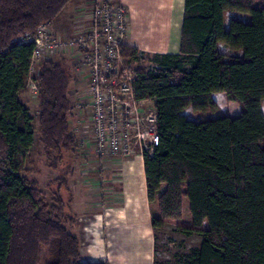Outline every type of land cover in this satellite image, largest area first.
I'll return each mask as SVG.
<instances>
[{"label": "trees", "instance_id": "obj_1", "mask_svg": "<svg viewBox=\"0 0 264 264\" xmlns=\"http://www.w3.org/2000/svg\"><path fill=\"white\" fill-rule=\"evenodd\" d=\"M70 1L0 0V264H108L83 262L70 229L71 165L60 164L79 137L72 131V78L53 59L41 61L35 94L45 156L61 169L50 206L37 180L22 175L34 141L32 117L19 100L28 92V39ZM228 10L248 13L250 21L231 19L225 28ZM121 52L127 62L149 57L147 69H135V92L154 100L157 115L158 145L143 156L153 230L180 219L186 199L191 225L181 230L201 241L175 254L178 264H264V0H184L177 53L126 45ZM217 92L239 105L237 116L195 122L182 113L217 111Z\"/></svg>", "mask_w": 264, "mask_h": 264}, {"label": "crops", "instance_id": "obj_2", "mask_svg": "<svg viewBox=\"0 0 264 264\" xmlns=\"http://www.w3.org/2000/svg\"><path fill=\"white\" fill-rule=\"evenodd\" d=\"M114 3L123 5L128 12L124 41L127 47L148 54L179 51L184 0H114ZM92 5L93 0H71L47 24L51 35L64 39L87 31ZM84 7L87 15L82 24L76 26L80 28L73 30L72 17L69 20L67 15L83 14ZM51 59L62 64L70 73V96L75 99L82 96V86L86 85L87 77L85 73L77 75L74 72L75 55H56ZM212 97L220 112H223V106L235 103L227 101L220 92L213 93ZM239 112L240 107L233 116L230 112L222 115L234 117ZM83 134L87 136L86 131ZM81 151L84 152L82 157L90 156L87 148ZM95 159L101 166L98 177L88 175L86 170L72 168L68 182L72 194L70 211L76 217L70 229L80 241L81 260L106 261L108 264H153L155 230L151 226V205L147 197L143 158ZM86 185L92 186V190L88 191ZM83 191L84 199L81 202L78 196Z\"/></svg>", "mask_w": 264, "mask_h": 264}, {"label": "built area", "instance_id": "obj_3", "mask_svg": "<svg viewBox=\"0 0 264 264\" xmlns=\"http://www.w3.org/2000/svg\"><path fill=\"white\" fill-rule=\"evenodd\" d=\"M127 14L114 0H93L87 31L55 38L46 23L28 39L34 43L28 74L33 92L42 60L75 55L74 72L85 73L87 83L86 93L72 103L74 131L79 137L78 149L87 148L98 159L143 158L159 142L154 100L137 98V73L122 57Z\"/></svg>", "mask_w": 264, "mask_h": 264}, {"label": "rangeland", "instance_id": "obj_4", "mask_svg": "<svg viewBox=\"0 0 264 264\" xmlns=\"http://www.w3.org/2000/svg\"><path fill=\"white\" fill-rule=\"evenodd\" d=\"M83 11L85 13H76V14H68V19L70 20L72 17V26L71 28L74 30L76 26L82 24V20L87 15L86 7H84ZM231 19H238L244 22L250 21V15L248 13L238 12V11H226L225 12V28H228V23ZM79 24V25H78ZM80 28V27H76ZM81 30V29H77ZM221 50L227 55L231 56L234 54L233 51L229 50L226 46L220 45ZM148 54V53H147ZM124 58V57H123ZM125 59V58H124ZM126 60V59H125ZM127 61V60H126ZM131 69L143 68L147 69L149 64V57H142L139 61L127 62ZM40 65V64H39ZM39 68V66H38ZM26 89L27 94L19 96V100L28 108V111L32 117V126L34 132V141L31 148L25 154L24 158V169L25 172H22V175H27L35 178L37 180V187L41 192V199L43 203L47 206L52 204L53 194L57 189L56 179L61 173V169L57 170L52 166L50 160L47 159L44 153V149L41 143L40 138V129L38 125V107H37V98L35 97L36 92L31 91L30 89V79L27 78L26 81ZM82 94L86 93L85 86H82ZM71 102L73 103L76 99L73 96H70ZM228 101V100H227ZM228 103V102H227ZM234 103V102H233ZM238 104L229 103L227 106H223V112L220 111H194L191 107H186L182 113L189 119L194 120L195 122L200 120H208L210 118H215L219 115L226 114L224 112H230V114H235L238 109ZM72 128L74 126L72 124ZM72 129L73 133L74 130ZM79 139V138H78ZM84 152L80 151L78 148L73 151H69L68 153L63 154V161L60 164L61 168L64 169L67 167V164L71 165V169L74 170H86L88 175H93L94 177H98L100 175L101 166L99 162L96 161L95 157L90 153V156L82 157ZM86 165V167H85ZM84 166V167H83ZM105 170L103 166V171ZM99 186V185H98ZM88 187V191L92 190V186ZM91 189V190H90ZM86 191V189L84 190ZM84 191L82 194H79V200L84 199ZM81 198V199H80ZM83 198V199H82ZM92 198V197H91ZM93 199L91 200V206H93ZM155 205V204H154ZM155 207V206H154ZM71 215L72 212L70 208L68 209ZM190 223V215L188 211V203L187 200H184L183 203V213L182 217L178 220H167L164 227L155 231V247H154V259L158 262H168L170 264H178L174 257L175 254H182L188 252L191 248L197 247L201 241V235L198 233H192L191 235H185L182 232L181 228L189 227ZM207 224L203 223L202 228H206Z\"/></svg>", "mask_w": 264, "mask_h": 264}]
</instances>
